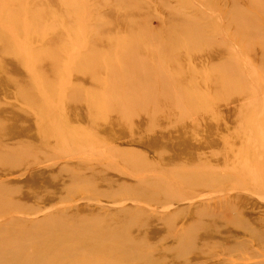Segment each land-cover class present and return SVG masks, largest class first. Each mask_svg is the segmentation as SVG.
I'll list each match as a JSON object with an SVG mask.
<instances>
[{"label":"bare ground","instance_id":"6f19581e","mask_svg":"<svg viewBox=\"0 0 264 264\" xmlns=\"http://www.w3.org/2000/svg\"><path fill=\"white\" fill-rule=\"evenodd\" d=\"M24 3L27 9L29 6L35 7L29 5L28 1ZM14 6L17 9L18 3ZM251 7L263 11L261 3L251 4ZM11 8L14 7L6 9L11 10ZM251 12L250 10L246 14L232 9V24L236 23L238 35L235 36L232 33L230 36L240 40V45L247 46L251 55L263 63L262 68L264 69L262 23L259 24L258 21L249 18ZM32 16L26 17L25 15L24 17L17 14L11 21L0 18V176L5 177L26 165L31 167L30 172L21 179L0 181V264H129V262L131 264L132 262L134 264H169L160 259L158 254L155 256L150 254L152 253L150 249H142L143 246L148 247L140 232L142 227L150 229L149 235L152 237L156 235L157 231L171 236L175 241L172 248L178 249L179 255H184L185 251L195 249L199 241L190 235L189 225H184L183 221L176 223L175 220H170L172 217L170 215L167 218L158 214V216H154V219H151L145 213V209H141L144 201L149 202L157 198V202L163 199L162 208H165V202L169 198L176 200L179 191L172 188L174 185L165 179L164 174L156 175L153 178H149L147 174L135 178L133 174L135 171L146 169L147 164L144 160L150 149L157 150L154 157L163 164L173 160L176 156L183 155V153L194 154L191 152L193 149L196 153L215 155L216 151L220 150L217 149L220 144L226 145L227 149L231 148L232 144L236 147L237 153L256 159L255 152L248 151L243 144L237 146L234 144L232 135L228 136L230 132L221 134L212 126L210 127V124L213 123L210 121H214L217 117L204 111L213 107L220 110L225 117L226 110H222V106L218 105L220 100L211 97L208 92L205 93L201 86L192 84L186 94V100L190 102L188 108L184 107L187 110L186 116L189 114L194 118L208 116L209 122L205 121L201 127L199 124L186 122L183 129L172 131L173 122L180 119L183 107H181L182 111L174 108L176 111L158 119L155 117V113L152 115V111H143L144 104H141L142 101H140L143 96L137 100V97H133L134 95L128 94V96L130 95L128 97L127 93L123 92L122 95L125 98L111 101L100 95L102 102H99V98L95 94L91 95V99H88V96L85 99L89 110L79 109L78 111L81 113L80 117L91 122L93 128L99 133L97 134L94 130L73 127L66 122L68 109L62 101L68 103V107L72 109L74 106L70 99L71 93L68 90L70 87L72 90L76 88L73 96H77L81 90L77 85H73V83L75 84L73 81H79L84 76L92 80L102 77L101 61L97 55L94 56V53L98 52V48L89 45L93 55L79 54L75 45L68 49L61 43H56L61 39L54 32L49 36L39 34L38 39L35 37V40H28L23 44L19 39L30 31L28 26L36 25ZM35 18L37 19V16ZM40 20H42L41 16ZM262 20H264V15ZM135 27L136 25L132 26V29ZM199 34L200 32L197 31L196 35L194 34L195 38H191L186 37L185 32L182 31L172 36L170 34L166 39V42L174 41L172 46L181 41L183 47L179 50L175 48L176 51L169 50V54L167 52L163 54L169 58L168 62H165L166 69L174 70L173 72L177 74L176 81L167 80V89L172 90L176 100H178V96L175 94V92L177 93L176 89L180 90L177 77L191 81L193 77L197 76L207 81L210 74V71L204 70L201 65H186L180 62L185 59L177 60L180 52L183 57L188 56L190 59H194V53L187 54V52L194 50L189 45L197 42ZM145 35L143 38L142 36L133 37V35V38H125L123 41H118L120 43L118 50H110L113 56L115 53H119L120 65L131 69L130 72L135 70V66L141 65L139 62L141 55L140 57L139 53L136 55L141 45H145V42L151 40L160 43L159 35L157 36L155 33L154 36ZM112 40H110L111 43ZM15 41L18 42L15 43ZM256 42H259L258 49L252 46ZM46 43L50 44L48 52L42 54L40 51L34 50L38 45L45 46ZM147 53H143L145 55L141 58L145 56L159 62L160 50ZM136 56L139 60L135 58ZM204 57L206 59V55L203 53V60H205ZM65 59L68 60V65L63 64ZM197 59L199 61L200 57ZM140 65L138 69L145 73L149 72V65H145V62ZM156 70L159 71L157 67ZM71 76L72 78H70ZM113 77L116 78V76ZM216 78L214 76V80ZM171 80H173L172 83ZM93 83L96 84L95 81ZM86 84L91 83L87 82ZM109 85L111 86V83ZM102 88H104L102 93L111 91L112 94L114 92L113 84L111 87L107 85ZM143 89H139V92L142 93ZM215 89L216 86L213 87L214 92ZM217 89L223 92L220 94L221 96L231 91L228 85L222 88L217 87ZM143 93L148 99L147 90ZM120 104H127V108L129 106L131 108L122 109ZM110 110L112 112L108 113ZM70 111L69 113L72 112ZM144 112L145 119H142L138 113ZM12 131H16V133L9 134ZM8 135H11L9 139H15L11 141L2 139ZM107 135L116 139L122 136L133 137L131 143L135 145L122 151L106 148L103 144L108 140ZM217 141L220 144L214 146L218 143ZM83 145L95 150L94 152L98 151V147L106 150L103 153L98 151L100 156H103L95 157L99 161L86 164L80 159L87 157L85 153L79 152ZM163 151H171L172 158L165 157ZM67 153L75 155L70 159H78L77 167L61 168L64 165L57 164L55 159ZM197 158V156H192L189 159H192L190 162H193ZM116 159L121 160L123 167L120 163L117 165ZM209 160L215 162L216 158H209ZM47 161H50V165L45 168L36 167L37 163H47ZM181 169L179 173L188 171L194 175V172H198L191 168L186 170L183 167ZM81 170H86V174H75ZM97 171H110L113 175L103 179L108 175L99 177ZM124 172L129 175L128 179L133 177L135 180L123 182L121 177L124 175L119 173ZM20 174L19 172L18 176ZM175 177L179 183L182 182L183 177L177 174ZM201 178L210 182L213 179L212 171L203 170ZM133 184H135L134 187H131ZM20 186L22 187L21 192ZM65 201L71 202L66 203ZM12 210L17 213H9ZM162 210L169 213L168 208ZM202 249L204 248L202 247ZM213 260L215 264H231V261L219 263L220 259L216 257H213Z\"/></svg>","mask_w":264,"mask_h":264},{"label":"rangeland","instance_id":"374dc122","mask_svg":"<svg viewBox=\"0 0 264 264\" xmlns=\"http://www.w3.org/2000/svg\"><path fill=\"white\" fill-rule=\"evenodd\" d=\"M27 1L30 2L29 5L35 7L29 6V9H27L24 3ZM16 3H18L17 9L14 6ZM255 3H261L263 11L252 8L251 4ZM7 7L14 8L7 10ZM232 9L233 11L246 14L251 10L249 18L258 21L259 24L260 22L262 23L261 28L264 35V20H262L264 0H0V18L11 21L14 20L17 14H21L24 17L25 15L26 17L34 16H32V20L36 22V25L28 26L30 31L19 39L23 44L28 40H35V37L38 39L37 36L39 34H47L49 36L54 32L62 40H57L56 43L59 42L68 49L75 45L79 54L93 55L89 45L98 48V52L94 53V56L96 57L97 55V58L101 61L102 79L99 77L98 80L100 81H98L84 76L79 81L74 80L75 84L73 83V85L81 88L77 96H73L76 88L72 90L70 87V90H68L71 93V96H69L74 107L71 106V109L68 107V103L62 101L63 105L67 106L68 109L66 122L73 127L83 130H94L98 134V130L93 128L91 122L80 117L81 113L78 110H89L85 101L87 96L88 99H91V95L96 94L99 102H102L100 95H103L105 99L114 101L113 99L125 98L122 95L123 92H126L127 96L128 94L134 95L133 97H137V100L143 96L142 100H140L142 101L141 104H144L142 107L143 111H152V115L155 113V117L158 119L176 111L174 108L180 110L183 107L184 112L181 109V117L178 121L173 122L172 131L183 129L182 127H185L186 122L196 123L201 127L205 121L209 122L208 116L204 118H194L191 114L186 116L187 110L184 109V107L188 108L190 106V102L186 100V94L188 93L187 89L191 88L193 84L201 86L205 93L208 92L211 97L220 100L218 105L222 106V110H226L225 117L220 110L213 107H209V109L204 111L208 112V114L210 113L209 115L211 116L217 117L214 121H210L213 122L209 123L210 127L212 126L214 130H218L221 134L230 132L228 136L232 135V140L236 146L243 144L248 151L255 152L256 159H251L237 153L236 147L232 144L230 145L231 148L227 149L226 145H224L225 148L217 141L218 143L214 146L220 144L217 147L220 150L216 151L217 153L212 156L201 152L196 153L193 149L191 152L194 154L183 153V155L176 156L171 160L172 152L163 151L165 157H171L168 158L171 161L165 164L154 157L157 150L150 149L147 152L144 160L147 164L146 169L135 171L134 177L140 178L147 174L149 178H153L156 175L164 174L165 179L170 181L171 185H174L172 188L179 192L176 197L178 200L169 198L165 202V208H162L163 199L157 202V198L149 202L144 201L141 209H145V213L151 219L161 214V216L163 215V217L166 216L167 218L172 216L170 220H175L176 223L183 221L184 225H189L188 227L191 229L190 235L199 241L195 249L185 251V256L183 254L179 255L178 249L172 248V244L175 241L171 236L165 235L162 231H157L156 235L152 237L149 235L151 230L147 227H142L140 232L148 246H143L142 249H150L152 252L150 254L154 256L158 254L160 259L169 264H215L213 257L220 259L219 263L221 261H231V264H264V69L262 68L263 63L251 55L247 46L240 45V40L230 36L232 33L235 36L238 35L236 23L235 25L232 24ZM36 16L37 19L35 18ZM40 16L42 20L39 21ZM135 25L136 27L132 29V26L134 27ZM238 25L240 26V24ZM19 26L21 27V25ZM182 31L185 32L186 37L189 36L191 38H195L197 31L200 34L197 42L189 45L194 50H188L187 52V54L194 53L193 58L195 60L190 59L188 56L186 58L183 57L181 52L178 54L177 60L185 59L180 62L186 65H201L204 70L210 71V74L207 81L197 76L193 77L194 79L192 78L191 81H185L182 77L180 79L177 77L180 90L176 89L177 93L175 92V94L178 96V100H176L172 90L169 91L167 89V80H175L177 74L173 72L174 70L166 69L167 65L165 67V62H168L167 59L169 60V58L163 54L165 52L169 54V50H175V48L176 50L183 49L181 41L173 46V40L172 43L166 42L170 34L172 36ZM154 33L157 36L159 35L160 43L156 40L147 41L145 45L140 46L136 54L138 55L139 53L138 56L140 57L141 55L143 57L145 55L143 53L148 54V51L155 52L160 50L159 62L153 58L144 56L146 58L144 60V58L140 57L145 62V65L150 66V73H145L138 69L140 64L135 66V70L130 72L131 69H127L126 66H123V68L120 65L119 53H115V56L110 53L111 49L118 50L120 47L119 42L125 38H133L135 36H142L143 38L145 34V36L148 34L154 36ZM111 39H113L112 43ZM44 45H38L34 50H37L36 52L40 51L42 54L43 52H48L50 44L46 43ZM252 46L258 49L259 42ZM141 48L142 51H140ZM93 52L95 51L93 50ZM203 53L206 55V59L205 57L204 59L208 63L202 59ZM138 56L135 58H138ZM199 57L200 59L197 61ZM141 60L139 62L143 65L144 62H141ZM68 63L67 59L63 61L65 65H68ZM111 66L113 67L112 69ZM156 67L159 69L158 72ZM113 76H116V78ZM214 76L217 77L215 80ZM82 79L84 80L82 81ZM173 80H171V83ZM86 81L91 84H86ZM94 81L96 84L93 83ZM110 83L115 88H113L114 92L112 94L111 91L110 93L109 91L102 93L104 92L102 86L108 85V87H111ZM226 84L231 88V91L221 96L220 94L223 92L219 91L217 87H227ZM214 86H216L215 92L213 91ZM138 88L147 90L148 99L143 93L146 90L143 89L144 91L141 93ZM44 90L46 89L44 88ZM176 105H179V107H176ZM120 106L122 109L127 108V104H120ZM128 108H131V106ZM111 112V110L110 112L108 111V113ZM144 114L145 112L138 113V116L145 119ZM11 133H16V131H12L9 134ZM10 136L8 135L2 139L8 141L15 139H9ZM132 138L122 136L116 139L113 136L112 138L108 136V140L103 145L112 150L122 151L135 145L131 143ZM97 150L103 153L106 149L98 147ZM240 150L243 149L240 148ZM94 151L83 145L79 152L85 153L87 157L80 158L81 161L86 164L99 161L95 157L103 156H100L98 151ZM74 156L71 153H67L58 156L55 160L57 164L64 165L61 168H75L78 165V159H70V157ZM192 156H197L198 158L190 162L192 159L189 158ZM209 158H216V161H211ZM49 162L37 163L36 167L39 169L45 168L50 165ZM112 162H116L117 165L120 163L121 167H123V163L119 159ZM183 167L186 170L189 168L196 169L198 172H194V175H191L188 171L179 173ZM205 169L211 170L213 173V179L210 182L201 178ZM30 170L31 167L26 165L21 167L19 171H15L5 177L0 176V181L21 179ZM19 172L21 173L20 176H18ZM86 172V170H81L75 172V174L79 175L81 173L80 175H82L86 174ZM124 173H119L124 175L121 177L123 182L135 180L133 177L128 179L129 175L125 173L126 176ZM97 174L98 176L100 175L99 177L108 175L104 176L103 179L113 175L110 171H97ZM176 174L183 177L181 183L175 177ZM118 176L120 177V175ZM134 185H131V187H134ZM21 188L20 186V192ZM154 193L156 194V191ZM166 208L169 209V213L162 210ZM9 213L14 214L17 211L12 210ZM159 220L162 219L159 218ZM245 243L247 244L244 245ZM132 264L134 263L132 262Z\"/></svg>","mask_w":264,"mask_h":264}]
</instances>
